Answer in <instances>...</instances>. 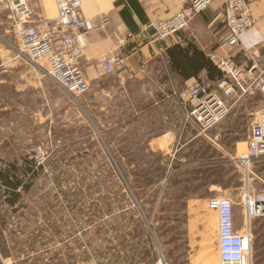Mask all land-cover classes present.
<instances>
[{
	"label": "rangeland",
	"instance_id": "obj_1",
	"mask_svg": "<svg viewBox=\"0 0 264 264\" xmlns=\"http://www.w3.org/2000/svg\"><path fill=\"white\" fill-rule=\"evenodd\" d=\"M0 42L49 80L44 62H24L12 35ZM205 84L224 98L216 84ZM39 92L13 102L32 112L4 117L0 168L28 157L43 160V169L17 213L3 206L0 187V264H218L217 218L207 201L230 199L237 229L247 227L245 196L264 197V159L234 160L247 153L249 129L264 111L255 84L225 99L220 123L203 131L191 122L180 144L163 152L146 148L156 134L97 133L108 123V102L92 86L48 105ZM250 226L251 264H264V212Z\"/></svg>",
	"mask_w": 264,
	"mask_h": 264
},
{
	"label": "crops",
	"instance_id": "obj_2",
	"mask_svg": "<svg viewBox=\"0 0 264 264\" xmlns=\"http://www.w3.org/2000/svg\"><path fill=\"white\" fill-rule=\"evenodd\" d=\"M187 1L80 0V13L83 17L104 15L107 20L103 28L87 34L85 56L81 63L93 91L106 97L108 102V123L95 128L97 133L117 132L118 136L128 132L156 134L147 139L146 148L151 151H171L175 145L180 144L182 134L190 132V123L195 124L186 120V111L179 104L174 92L196 82H206L210 85L218 83L216 80H208L206 70L197 75L188 69L187 72L181 73L178 64L187 62L195 52H199L207 59L209 55H216L229 60L241 69H246L253 61L257 62L259 69H264V43L254 42L258 38L264 39V0H246L256 35H248L243 43L233 47L222 46L227 34L223 0L214 1L193 18L187 30L174 34L166 41L152 43L138 36L151 22L171 18ZM29 2L36 20L55 19V0ZM244 44H253L254 47L246 49ZM175 48L177 51L186 50L187 57L180 54L175 56ZM168 50H172L170 54L173 60ZM103 55L123 59V71H116L113 75L105 74L99 61ZM47 85L51 88H47ZM37 87L39 93L45 97L47 105L48 102H61L62 98L66 102V93L50 78L44 80L35 69L22 65L14 58L12 50L0 42L1 136L5 116L11 113L14 119H18L21 111L32 112L28 104L15 105L13 102L29 101L31 93L35 92ZM43 121L45 119H42L41 123ZM195 138L196 136L187 137L184 145H188ZM1 143L0 140V145ZM243 231L244 227L237 228V232ZM216 244L218 254V239Z\"/></svg>",
	"mask_w": 264,
	"mask_h": 264
},
{
	"label": "built area",
	"instance_id": "obj_3",
	"mask_svg": "<svg viewBox=\"0 0 264 264\" xmlns=\"http://www.w3.org/2000/svg\"><path fill=\"white\" fill-rule=\"evenodd\" d=\"M214 1L188 0L171 18L151 22L138 36L152 43L166 41L174 34L187 30L193 18ZM223 2L227 34L222 46L233 47L243 43L248 35H256L248 2ZM55 7V19L36 20L29 0H0V37L12 35L21 46L18 51L24 62L32 66L44 62L46 75L51 81L67 95L79 98L91 91L81 65L85 56L86 36L91 31L103 28L107 20L104 15L83 17L80 0H55ZM254 42L264 43V39L258 38ZM253 44H244V47L252 49ZM209 59L223 75L216 85L223 99L212 93L209 85L201 82L174 92L186 111V120L198 124L203 131L214 127L226 116L225 99L233 97L235 91L245 94L255 84L264 99V69H259L257 62L253 61L246 69H241L216 55H209ZM99 61L107 75L123 69V59L120 57L103 55ZM246 144L247 153L238 155L235 161L249 166L264 159V111L254 119ZM245 199L247 227L243 233L235 229L230 199L212 198L207 201V209L214 212L217 218L218 264H251L253 232L250 222L253 216L263 214L264 197L248 195Z\"/></svg>",
	"mask_w": 264,
	"mask_h": 264
},
{
	"label": "trees",
	"instance_id": "obj_4",
	"mask_svg": "<svg viewBox=\"0 0 264 264\" xmlns=\"http://www.w3.org/2000/svg\"><path fill=\"white\" fill-rule=\"evenodd\" d=\"M171 51L172 50H168V53L170 54ZM173 51H175V56L180 54L184 55L185 58L187 57L186 50L177 51L175 48ZM177 66L179 67L181 73L187 72L188 69L193 70L194 74L197 75V73L200 71L206 70L208 80H216L219 82L221 79H223V75L220 70L214 66L209 58H205V56L199 52H195L187 62L178 64ZM104 144L108 145L109 142L104 141ZM4 163V168H0V187L3 189L4 198L2 204L5 208L12 209L11 213H17L18 209L28 207L27 204L22 202V194H30L34 187V182L39 173L42 171L43 167L41 163H38L33 158L30 159L28 157H23L20 159V161L13 160ZM123 177H125V175H123ZM153 184L154 183H152V185ZM156 184L157 183L154 185Z\"/></svg>",
	"mask_w": 264,
	"mask_h": 264
},
{
	"label": "water",
	"instance_id": "obj_5",
	"mask_svg": "<svg viewBox=\"0 0 264 264\" xmlns=\"http://www.w3.org/2000/svg\"><path fill=\"white\" fill-rule=\"evenodd\" d=\"M120 71V70H119ZM123 71V69H121V72Z\"/></svg>",
	"mask_w": 264,
	"mask_h": 264
}]
</instances>
